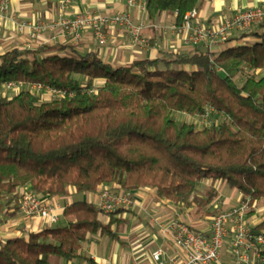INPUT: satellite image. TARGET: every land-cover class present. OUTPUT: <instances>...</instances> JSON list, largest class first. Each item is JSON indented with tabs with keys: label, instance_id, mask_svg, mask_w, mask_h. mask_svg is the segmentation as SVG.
Returning a JSON list of instances; mask_svg holds the SVG:
<instances>
[{
	"label": "trees",
	"instance_id": "obj_1",
	"mask_svg": "<svg viewBox=\"0 0 264 264\" xmlns=\"http://www.w3.org/2000/svg\"><path fill=\"white\" fill-rule=\"evenodd\" d=\"M146 1L150 20L166 13L180 26L204 0ZM240 40L126 66L63 44L0 54V86L39 83L66 93L50 101L26 91L0 96V212L9 200L18 210L25 187L43 199L150 189L200 210L218 196L214 188L199 194L206 180L264 202V24ZM211 112L224 120L199 128L194 121ZM123 212L104 225L93 203L73 202L65 226L1 242L0 264L83 259L89 237H116L111 229L127 222L114 216ZM254 229L264 233V220Z\"/></svg>",
	"mask_w": 264,
	"mask_h": 264
},
{
	"label": "crops",
	"instance_id": "obj_2",
	"mask_svg": "<svg viewBox=\"0 0 264 264\" xmlns=\"http://www.w3.org/2000/svg\"><path fill=\"white\" fill-rule=\"evenodd\" d=\"M127 1L70 0L64 16L73 18L85 13L105 15L128 12L135 23L145 24L146 28L141 36L149 42V46L134 43L128 30L122 28L107 30L105 46L98 44L91 31L83 33L79 41H74L59 30L49 31L32 40L27 32L18 31L17 24L20 22L52 23L57 21L60 16L58 0H9L8 14L5 20L0 23V54L16 48L24 50L35 49L42 45L63 44L77 47L83 53H97L106 63L113 66H126L136 60L157 59L171 53L188 54L194 50V45L187 43L183 37L176 34L175 16L163 13L155 21H152L147 12H143L138 6L129 7ZM262 5H264V0H204L198 9V21L207 27H218L238 12ZM241 36V33L235 31L231 35L228 45L233 46L242 43ZM249 40L250 38H245L243 41ZM225 47V45L219 46L215 51H221ZM204 182L202 185H215L217 183L211 180ZM218 185H226V183L219 182ZM232 191L224 204L220 201V205H217L219 209L224 207L225 210L223 211H226L239 205L241 194L236 190ZM75 193H77L75 190H71L69 197L47 199L53 205H59L63 209L59 222L64 220L67 224L69 219L65 218L63 213L74 202L71 197ZM85 194H88L90 196L89 201L95 204L97 196ZM133 195L136 207L114 216L127 222L120 231H117L115 227L111 229L112 233L116 235L115 238L108 233L91 236L82 246L81 255L83 259H76L71 262L63 260L64 262L57 264H110V259H113L115 264H153L151 255L159 249L165 251L167 262L172 264L173 259L179 257V253L171 241L161 237L158 230L159 223L178 220L189 224L195 231L209 232V225L197 224L200 230L191 225L192 218L190 215L194 212L193 207L176 206L168 201L159 200L155 192L150 189L138 190ZM15 204L14 200H9L3 205L0 212V243L9 239L27 237L30 233H38L55 227L40 218L27 220L20 207L15 210ZM111 217L100 215V220L104 225H108ZM262 220H264V208L263 210L260 208L258 212L251 214L250 221L254 226ZM105 236L115 242L117 247L115 251H113V247H109L104 251V255H101L98 243L102 242Z\"/></svg>",
	"mask_w": 264,
	"mask_h": 264
},
{
	"label": "built area",
	"instance_id": "obj_3",
	"mask_svg": "<svg viewBox=\"0 0 264 264\" xmlns=\"http://www.w3.org/2000/svg\"><path fill=\"white\" fill-rule=\"evenodd\" d=\"M58 2L60 16L57 21L20 22L17 24L18 31L27 32L33 40L49 31L59 30L74 41L81 40L83 33L91 31L98 44L105 46L107 30L122 28L128 30L134 43L149 46V42L141 36L146 28L145 24L135 23L128 12L105 15L85 13L67 18L64 13L70 0H58ZM127 5L131 8L138 6L143 12H147L146 0H128ZM8 11L9 0H0V23L5 20ZM198 19L197 10L187 13L183 23L175 27V32L187 43L194 46L202 45L212 53L217 47L226 45L235 31L244 34L255 26L264 24V5L238 12L218 27L204 26ZM23 91L40 96L42 101H50L66 95L62 90L39 83L9 82L0 86V96H12ZM19 193L20 210L27 220L40 218L50 225L59 223L63 211L59 205H53L27 187L20 189ZM95 195L97 197L94 205L104 217L109 218L119 211L127 212L136 207L133 193L118 187L102 188ZM259 210L257 202L241 194L238 206L218 212L212 217L208 233L195 231L189 224L178 220L159 223L158 230L161 237L171 241L178 250L179 257L173 259L172 264H220V253L225 246H228L233 258L231 264H264V233H256L254 228L257 225L254 226L250 221L251 214ZM165 256L163 249L153 252L151 255L153 264H169Z\"/></svg>",
	"mask_w": 264,
	"mask_h": 264
},
{
	"label": "rangeland",
	"instance_id": "obj_4",
	"mask_svg": "<svg viewBox=\"0 0 264 264\" xmlns=\"http://www.w3.org/2000/svg\"><path fill=\"white\" fill-rule=\"evenodd\" d=\"M244 82V77H240L237 80V83L239 85H242ZM224 120V118L222 116H219L213 112L209 113V116L201 119V120H195L194 122L197 124V126L199 128H204L205 126H210L212 123H221ZM209 181V180H206ZM203 183H205L204 181L199 185V194L203 195L206 191H208L211 188H214L218 191V196L215 198L214 201L210 202V204L207 207H204L200 210H198L197 207H193L194 212L191 213V225L197 229L200 230V228L197 226V224H200L201 226H205V225H210L212 217L214 215H216L218 212H221L223 210H225L224 207H222L223 209H219L220 205V201L224 204V201L227 200V198L230 196V194L233 192L228 185H218L219 182H217L215 185H202ZM72 201L74 202H90V196L88 194L85 193H75V195L73 197H71ZM259 208H264V202H260L258 204ZM218 211V212H216ZM195 213V214H194ZM214 214V215H213ZM66 222L64 220H61V222H59L58 224H55V227H63L65 226ZM109 243V244H108ZM98 247L99 250L101 252V255H104V251L109 248V247H113V251H115L117 244L115 242H113L112 240H109L107 236H105L104 240H102V242L98 243ZM220 264H231V262L233 261L232 256L229 253V248L228 246H225L224 249L221 251L220 253ZM58 262H64L63 260H57L55 258H53L51 260V264H57ZM110 264H115L113 262V259H110Z\"/></svg>",
	"mask_w": 264,
	"mask_h": 264
}]
</instances>
